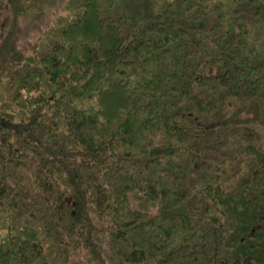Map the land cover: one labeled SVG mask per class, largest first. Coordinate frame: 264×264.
<instances>
[{
    "label": "trees",
    "instance_id": "trees-1",
    "mask_svg": "<svg viewBox=\"0 0 264 264\" xmlns=\"http://www.w3.org/2000/svg\"><path fill=\"white\" fill-rule=\"evenodd\" d=\"M32 3L0 0V264H264V0H64L26 47Z\"/></svg>",
    "mask_w": 264,
    "mask_h": 264
},
{
    "label": "rangeland",
    "instance_id": "rangeland-1",
    "mask_svg": "<svg viewBox=\"0 0 264 264\" xmlns=\"http://www.w3.org/2000/svg\"><path fill=\"white\" fill-rule=\"evenodd\" d=\"M63 3L64 0H52V3L45 4L42 8H38L35 3H32L31 8L19 18L18 41L28 47L41 39L43 36V31L50 25L51 21L55 17V13L60 11ZM8 15L9 9H3L2 17L4 21V28H7L8 25V19L6 18ZM247 124H244V129H241L240 131L248 133V135L251 134V136L252 133L255 132L258 135L260 142L264 146V136L261 126L253 123ZM96 220L100 224H107L106 218L97 217ZM99 238L104 250L109 252L107 237L100 236Z\"/></svg>",
    "mask_w": 264,
    "mask_h": 264
}]
</instances>
